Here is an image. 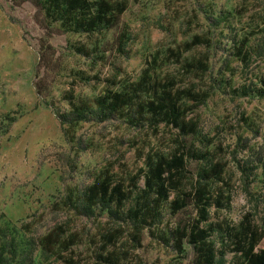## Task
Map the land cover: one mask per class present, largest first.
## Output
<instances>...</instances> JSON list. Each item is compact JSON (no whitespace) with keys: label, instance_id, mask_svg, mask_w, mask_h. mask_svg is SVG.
I'll list each match as a JSON object with an SVG mask.
<instances>
[{"label":"rangeland","instance_id":"374dc122","mask_svg":"<svg viewBox=\"0 0 264 264\" xmlns=\"http://www.w3.org/2000/svg\"><path fill=\"white\" fill-rule=\"evenodd\" d=\"M112 1L126 3L113 25L73 35L45 22L31 3L0 0V259L8 264H61L38 246L59 225L82 235L76 250L88 261L91 240L106 220L66 211V195L83 193L104 173L124 181L144 167L146 155L178 147L176 130L133 128L121 119L81 123L73 142L71 132L64 135L68 127L58 116L66 111L65 91L75 87L77 96L91 101L106 80H136L146 68L207 94L189 115L197 132L184 141L225 165L223 183L214 188L229 200L211 210V220L238 223L250 212L264 225V0ZM195 36L211 45L184 55L208 58V72L194 79L167 57ZM80 46L89 57L75 51ZM240 51L245 58L237 57ZM206 164L189 160L190 178ZM195 216L193 206L166 211L153 231L158 235ZM184 248L179 254L145 233L134 262L194 264L192 248L187 242ZM258 248L264 250V239ZM231 260L228 255L226 264Z\"/></svg>","mask_w":264,"mask_h":264},{"label":"trees","instance_id":"16d2710c","mask_svg":"<svg viewBox=\"0 0 264 264\" xmlns=\"http://www.w3.org/2000/svg\"><path fill=\"white\" fill-rule=\"evenodd\" d=\"M19 7L31 3L50 24L73 35H93L102 28L113 25L126 11L125 1L112 0H10ZM247 42L243 41V47ZM211 43L195 36L179 50L169 51L168 57L180 65L183 72L200 78L208 72V58L204 55L185 58L200 47L209 49ZM83 57L90 52L85 47H75ZM237 57L245 58L243 52ZM83 82L87 80L80 77ZM264 87V79L261 80ZM105 87L93 100L76 95L75 87L65 91L61 101L66 111L58 116L64 135L75 140V130L81 123H105L121 119L133 128L157 129L160 126L176 130L178 147L171 153L148 154L144 167L126 180L117 181L112 175L102 174L83 193L69 192L63 199L66 211L89 220L104 218L105 224L91 240L93 248L87 260L76 249L83 245L82 235L59 225L40 238L38 246L43 253L61 264H135V252L141 248L145 233L172 248L179 254L185 252L184 243L194 252V264H264V250L259 249L264 239V225L248 212L238 223L211 220V210H221L226 200L221 187L225 165L212 162L209 151L194 145L186 146L184 139L197 132V124L189 119L194 108L201 106L207 94L195 86L180 82L176 76L152 74L144 69L136 80H106ZM42 81L36 84L41 95ZM264 95V91H262ZM47 107L54 103L44 101ZM189 160L207 163L190 178ZM193 206L195 218L179 223L175 228L156 235L164 223L165 212L177 214ZM90 262V263H88ZM0 264H8L0 259Z\"/></svg>","mask_w":264,"mask_h":264}]
</instances>
